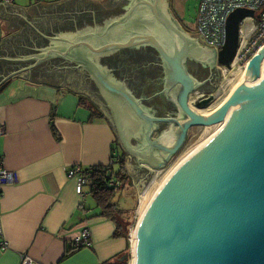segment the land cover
I'll use <instances>...</instances> for the list:
<instances>
[{
	"label": "water",
	"instance_id": "obj_1",
	"mask_svg": "<svg viewBox=\"0 0 264 264\" xmlns=\"http://www.w3.org/2000/svg\"><path fill=\"white\" fill-rule=\"evenodd\" d=\"M102 1L107 8L92 0H61L50 5L38 2L40 16H32L24 7L6 0L1 2L0 16L16 21L23 16L25 20L20 19L19 31L1 40L0 83L33 66L32 80L57 85L40 75L37 66L58 53L71 59L76 48L85 46L90 52H86L83 62L108 95L110 121L116 127L110 124L139 193L147 179L136 174L129 160L134 153L141 155L136 158L139 168L151 173L162 170L181 148L191 126L213 128L220 124L214 134L185 154L166 176L144 218L136 223L139 227L134 251L129 229L130 251L121 260L130 264L135 253L134 264H264V47L249 62L252 68L244 79L224 93L214 112L201 113L189 102L199 82L187 71L185 60L201 56L204 51L177 24L168 0H132L123 16H109L103 26L94 28L88 41H79L83 38L79 36L76 42L70 34L56 31L70 15L104 13L125 4V0ZM253 15L254 10L247 8L230 13L226 42L216 52L221 65L233 66L240 46L241 22ZM141 44H152L169 64L171 82L181 89L178 103L187 119L151 115L140 99L114 82L107 68L93 59L100 53ZM17 75L27 77L30 71ZM9 79L0 84V90ZM209 101L211 98L198 105ZM125 119L145 123L143 149L133 144L132 131L123 123ZM168 120L178 126L174 143L172 138L169 142L154 137L156 123ZM156 148L166 155L157 154Z\"/></svg>",
	"mask_w": 264,
	"mask_h": 264
},
{
	"label": "crops",
	"instance_id": "obj_2",
	"mask_svg": "<svg viewBox=\"0 0 264 264\" xmlns=\"http://www.w3.org/2000/svg\"><path fill=\"white\" fill-rule=\"evenodd\" d=\"M58 1L10 3L40 16L36 3ZM92 1L107 8L102 0ZM187 5L188 0H168L176 20L182 21ZM20 19L25 20L23 16L18 21L0 16V43L22 28ZM32 69L11 74L0 90V166L16 176L14 182L3 185L0 199V264H19L23 252L33 257L34 264H114L130 251V232L121 217L101 214L90 182L85 186L86 198L77 193V179L69 177V169L76 164L85 169L104 165L116 172L117 135L109 120L92 115L91 101L85 100L84 105L74 91L32 80ZM27 70L29 76L17 75ZM122 190L137 200L138 189ZM122 210L127 220L131 209ZM86 226L92 232V245L64 257L74 237ZM2 240L8 243L5 250L1 249Z\"/></svg>",
	"mask_w": 264,
	"mask_h": 264
},
{
	"label": "flooded vegetation",
	"instance_id": "obj_3",
	"mask_svg": "<svg viewBox=\"0 0 264 264\" xmlns=\"http://www.w3.org/2000/svg\"><path fill=\"white\" fill-rule=\"evenodd\" d=\"M131 1L125 0L123 7L121 4L114 11L107 10L104 13L96 12L92 13V15H70L62 20L56 31L70 34L74 40L79 36H83L82 39L78 38V40L88 41L94 28L103 26L104 20L109 16H123L128 11ZM175 21L183 31L190 34L191 38L204 51L201 56L188 57L185 60V67L199 82L190 94L189 102L198 111L205 113L206 111L203 109H207L208 107L210 109L215 108L213 102L217 98L222 72L224 69H231L232 66L221 65L218 58H216L217 51L214 47L208 45L198 33H191L182 21L176 19ZM75 41L78 42L77 40ZM78 48L75 49V52H72L71 59H67L58 53L42 61L37 66V71L40 75L47 76V78L55 81L61 88L74 91L81 98L91 101L92 114H96L97 116L103 115V117L110 121L112 120V110L108 102V95L91 70L83 62L86 52L90 51L85 46H79ZM93 59L99 66L107 68L108 75L114 82L124 85L137 99H140L143 107L151 115L169 119L188 118L179 106L178 96L181 89L178 85H174L171 82L170 66L152 44H141L117 49L110 53H100ZM168 86L169 89L167 90ZM192 97L194 98L193 100ZM209 98H211V101L208 103L198 105ZM110 123L116 127L114 121H110ZM123 123L132 131L133 144L138 149H143L145 123L133 120L129 121L128 119H125ZM177 127V123L174 121L157 122L154 137L169 139V142L172 138V143H174L178 137L176 133ZM199 128H201V131L207 129V127L191 126L188 129L186 139L181 148L171 156L169 162L187 144L193 131ZM118 142L120 141L118 140ZM155 152L166 155L159 148H156ZM139 157H141L139 153H134L129 159L133 163L136 174H140L139 178H146V184H149L151 181L150 175L155 174L156 170L151 173L148 169L139 168L136 164V158ZM133 186L136 188L135 183H133Z\"/></svg>",
	"mask_w": 264,
	"mask_h": 264
},
{
	"label": "built area",
	"instance_id": "obj_4",
	"mask_svg": "<svg viewBox=\"0 0 264 264\" xmlns=\"http://www.w3.org/2000/svg\"><path fill=\"white\" fill-rule=\"evenodd\" d=\"M0 1L5 2V0ZM6 1L10 3L14 0ZM237 8L254 10L253 16H247L241 22L240 46L236 59L237 64L244 67L264 47V0H200L196 31L208 45L215 47L219 52L226 42L228 17ZM69 177L77 179L76 191L83 199L86 198L85 186L90 182L86 169L81 164L73 165L69 169ZM15 180L16 176L13 171L0 166V199L3 195V185ZM110 185L119 186L121 182L113 179ZM2 235L3 230L0 224V236ZM92 241L91 229L86 226L74 237L72 246L89 247ZM7 248L8 243L2 240L1 249ZM19 264H34V259L29 253L23 252L20 255Z\"/></svg>",
	"mask_w": 264,
	"mask_h": 264
},
{
	"label": "rangeland",
	"instance_id": "obj_5",
	"mask_svg": "<svg viewBox=\"0 0 264 264\" xmlns=\"http://www.w3.org/2000/svg\"><path fill=\"white\" fill-rule=\"evenodd\" d=\"M200 0H188V5L186 8V12L185 14L182 16V23L185 25V27L191 32V33H197L196 31V24H197V15H198V9H199V5H200ZM242 66L237 64V59L235 60L233 66L231 69H224L222 72V79L220 81V85H219V90L217 92V98L215 99V101L213 102V104L215 106H217L218 102L220 101V99L222 98V96L224 95V93H226V91L229 89V83L230 80L232 78L235 77L236 71L241 68ZM194 98L192 97V100ZM213 105V106H214ZM212 107V106H211ZM205 111H209L210 107H208L207 109H203ZM208 129V128H207ZM201 131V128L196 129L195 131H193V133L191 134L190 139L188 140L187 144L182 148V150L168 163V165L159 171H156L155 174L151 175V181L149 184H145V186L142 188L141 193L139 194V202L138 200H133L132 198H130L121 188H118L116 190V197H115V202H117V204L119 205V208L121 209H125L127 211H130L131 209V213L128 216L129 219L131 220L130 224H129V229H133L134 226L137 223L138 220V209H139V205L141 202V198L142 195L145 193V191L147 189H153L165 176V174L167 172H169V170L175 166L177 164V162L185 155L187 154L191 149H193L196 145H198V143L202 140V138L204 137V135L206 134V130ZM117 153H116V166L118 165V168L116 169V171L119 170V166H120V157L122 156V148L119 144H117ZM118 154V155H117ZM131 160V159H130ZM118 162V163H117ZM127 167V165H126ZM150 180V179H149ZM127 186L131 187V185H126L125 189H132L134 190V192H137V188H134V186L132 185V188H127ZM139 190V189H138ZM133 192H131L132 194ZM138 198V197H137Z\"/></svg>",
	"mask_w": 264,
	"mask_h": 264
},
{
	"label": "trees",
	"instance_id": "obj_6",
	"mask_svg": "<svg viewBox=\"0 0 264 264\" xmlns=\"http://www.w3.org/2000/svg\"><path fill=\"white\" fill-rule=\"evenodd\" d=\"M81 103L86 105L85 99L81 98ZM93 116L96 114H92ZM103 116V115H100ZM54 126V125H53ZM55 134L60 138V135L57 133L56 129H54ZM120 166L118 171H113L110 166H93L91 168H87V178L90 180L91 184V193L97 199L99 206L102 209L101 214L107 217H121L126 225L127 233L129 231V224L131 220L124 219L125 211L118 208L116 202L113 200L116 195V190L118 188L125 189L126 185H133L131 176L126 167L125 155L123 154L120 157ZM110 168V169H108ZM113 179H117L121 182V185H110V181ZM130 243V242H129ZM130 247V244H129ZM81 249V247L69 246L67 251L65 252L64 257L71 255L75 252V250ZM114 264H128L126 260H119L118 262H114Z\"/></svg>",
	"mask_w": 264,
	"mask_h": 264
},
{
	"label": "bare ground",
	"instance_id": "obj_7",
	"mask_svg": "<svg viewBox=\"0 0 264 264\" xmlns=\"http://www.w3.org/2000/svg\"><path fill=\"white\" fill-rule=\"evenodd\" d=\"M252 68L251 65H247V66H244V67H241L239 68L237 71H236V74H235V77L232 78L230 80V83H229V87L230 88L232 85L236 84V83H239L241 82L244 77L246 76V74L249 72V70ZM213 109V108H212ZM210 109L209 111H206L205 114H211L214 112V109L212 110ZM220 125V124H219ZM219 125L215 126V127H211V128H208L206 130V134L204 135V137L202 138V140L198 143L201 144L202 142H204L207 138H209L212 134H214V132L218 129ZM196 145V146H198ZM195 146V147H196ZM194 147V148H195ZM192 150V149H191ZM182 159V158H181ZM180 159V160H181ZM179 160V161H180ZM178 161V162H179ZM177 162V163H178ZM177 165V164H176ZM175 165V166H176ZM173 166L169 172H167L165 174V176L163 177V179L153 188V189H147L145 191V193L142 195V198H141V202H140V205H139V209H138V222H141L142 219L144 218L145 214H146V211L148 210L151 202L153 201L155 195L157 194L162 182L164 181V179L166 178V176L170 173V171L175 167ZM137 222V223H138ZM139 225L137 224V226L135 225L134 228L132 229V241H133V251H134V247H135V243L137 241V229H138ZM136 258V255L134 253V257L131 259V263L130 264H134V260Z\"/></svg>",
	"mask_w": 264,
	"mask_h": 264
}]
</instances>
